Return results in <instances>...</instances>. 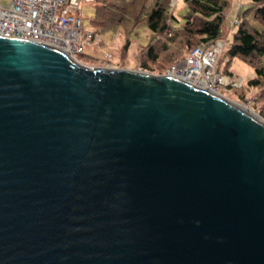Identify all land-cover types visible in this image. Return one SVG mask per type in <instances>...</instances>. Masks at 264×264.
<instances>
[{"label":"water","instance_id":"obj_1","mask_svg":"<svg viewBox=\"0 0 264 264\" xmlns=\"http://www.w3.org/2000/svg\"><path fill=\"white\" fill-rule=\"evenodd\" d=\"M0 264H264V119L0 36Z\"/></svg>","mask_w":264,"mask_h":264},{"label":"rangeland","instance_id":"obj_2","mask_svg":"<svg viewBox=\"0 0 264 264\" xmlns=\"http://www.w3.org/2000/svg\"><path fill=\"white\" fill-rule=\"evenodd\" d=\"M11 0H1L2 4H9ZM108 2H111L108 1ZM93 0H89L80 5V18L83 30L95 27L90 24V19L94 14ZM144 3L140 4V7ZM148 2H145L147 5ZM250 7L249 0H230V5L224 14V34L221 38L223 47L217 57V71L227 75L234 82L240 80V85L230 84L226 87L218 86L217 93L234 102L237 105L250 109L253 113L260 115L264 119V79L257 86H250L247 80L255 76L252 66L238 57H228L226 48L233 39L237 28V22L243 15L251 17L252 11L244 14L245 10ZM187 6L184 0H170L169 9L167 10V22L169 24L167 33L173 30H180L185 24V13ZM237 18V21L235 20ZM96 29V28H95ZM97 30L100 32L101 39L98 43L86 45L83 52L76 54L79 63L89 67H108L131 70H144L154 75H165L166 69L163 65L177 61L181 63L182 56L186 53L190 45L185 44V38L178 36L176 41L170 42L166 35H159L158 39L154 38L146 26L144 20H139L132 26L115 24L107 26L106 29ZM195 40V39H194ZM164 41L168 45L166 50L157 49V59L155 61L145 60V52L149 45L157 47L159 42ZM194 43V41H192ZM110 54V61H101L103 53ZM145 61L147 68L142 67ZM264 63V55L260 58Z\"/></svg>","mask_w":264,"mask_h":264},{"label":"trees","instance_id":"obj_3","mask_svg":"<svg viewBox=\"0 0 264 264\" xmlns=\"http://www.w3.org/2000/svg\"><path fill=\"white\" fill-rule=\"evenodd\" d=\"M94 14L90 24L94 31L106 29L112 23L116 27L120 24L132 26L139 20H144L147 28L154 33V38L166 35L170 42L176 41L181 35L185 44L190 45L183 58L193 47L208 40H221L224 34V14L230 5V0H184L187 11L185 24L180 30L167 33V10L170 0H93ZM250 7L244 14L252 11L251 17L245 15L237 22L233 39L226 48L228 57H238L253 67L255 76L247 80L248 85L257 86L264 79V63L260 58L264 55V0H249ZM144 3L141 7L140 4ZM145 2H148L145 5ZM195 39V40H194ZM194 41V43H192ZM167 43V42H166ZM164 41L157 47L152 44L145 52V60L155 61L157 49L166 50L168 45ZM177 61L163 65L170 66ZM142 67L147 68L145 61Z\"/></svg>","mask_w":264,"mask_h":264},{"label":"built area","instance_id":"obj_4","mask_svg":"<svg viewBox=\"0 0 264 264\" xmlns=\"http://www.w3.org/2000/svg\"><path fill=\"white\" fill-rule=\"evenodd\" d=\"M89 0H11L5 5L0 0V36L15 37L45 43L63 49L76 61L83 47L98 43L100 32L83 30L80 5ZM237 21V18L235 19ZM223 47L221 40H208L193 47L181 63L167 67L173 76L217 93V87L240 85L217 71V57ZM101 61H110L105 52Z\"/></svg>","mask_w":264,"mask_h":264},{"label":"bare ground","instance_id":"obj_5","mask_svg":"<svg viewBox=\"0 0 264 264\" xmlns=\"http://www.w3.org/2000/svg\"><path fill=\"white\" fill-rule=\"evenodd\" d=\"M71 58H73L72 56H70ZM74 59V58H73ZM75 60V59H74ZM171 77H173V76H171ZM183 80V79H182ZM185 81V80H184ZM186 82H188V81H186ZM194 85V84H193ZM211 92H213V93H215L214 91H212V90H210ZM240 106V105H239ZM242 108H244V109H246V107H244V106H241Z\"/></svg>","mask_w":264,"mask_h":264}]
</instances>
